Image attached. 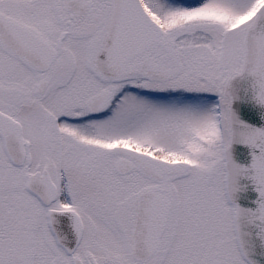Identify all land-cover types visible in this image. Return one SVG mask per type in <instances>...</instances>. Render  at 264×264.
I'll use <instances>...</instances> for the list:
<instances>
[{
	"label": "snow or ice",
	"instance_id": "snow-or-ice-1",
	"mask_svg": "<svg viewBox=\"0 0 264 264\" xmlns=\"http://www.w3.org/2000/svg\"><path fill=\"white\" fill-rule=\"evenodd\" d=\"M249 78L264 107V0H0V264H255Z\"/></svg>",
	"mask_w": 264,
	"mask_h": 264
},
{
	"label": "water",
	"instance_id": "water-1",
	"mask_svg": "<svg viewBox=\"0 0 264 264\" xmlns=\"http://www.w3.org/2000/svg\"><path fill=\"white\" fill-rule=\"evenodd\" d=\"M238 99L233 103V111L239 119L252 127L264 129V107L259 106L253 99L252 82L248 80L236 83ZM258 155V150L256 151ZM233 161L243 168H250L253 157V149L243 144H234L232 147ZM238 191L234 194L235 203L245 210L255 211L259 207L261 200L255 183L247 176L238 178ZM229 203H232L229 201ZM61 227L62 232L67 237V246L75 248L76 239L68 222L65 220ZM245 231L251 233L249 238V259L255 264H264V240L258 237V228H246Z\"/></svg>",
	"mask_w": 264,
	"mask_h": 264
},
{
	"label": "rangeland",
	"instance_id": "rangeland-1",
	"mask_svg": "<svg viewBox=\"0 0 264 264\" xmlns=\"http://www.w3.org/2000/svg\"><path fill=\"white\" fill-rule=\"evenodd\" d=\"M217 100H218V98H217ZM229 206H232V203H229Z\"/></svg>",
	"mask_w": 264,
	"mask_h": 264
},
{
	"label": "flooded vegetation",
	"instance_id": "flooded-vegetation-1",
	"mask_svg": "<svg viewBox=\"0 0 264 264\" xmlns=\"http://www.w3.org/2000/svg\"><path fill=\"white\" fill-rule=\"evenodd\" d=\"M63 224H64V223H63ZM63 224H62V225H63Z\"/></svg>",
	"mask_w": 264,
	"mask_h": 264
}]
</instances>
